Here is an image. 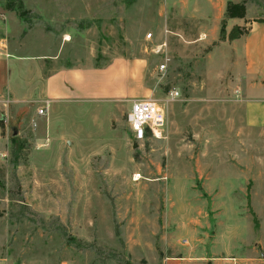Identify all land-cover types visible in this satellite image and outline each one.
Returning <instances> with one entry per match:
<instances>
[{
	"label": "rangeland",
	"instance_id": "374dc122",
	"mask_svg": "<svg viewBox=\"0 0 264 264\" xmlns=\"http://www.w3.org/2000/svg\"><path fill=\"white\" fill-rule=\"evenodd\" d=\"M216 1L0 0L9 57L42 59L45 74L137 60L143 99L164 109L140 145L124 102L107 122L73 108L80 131L49 141L38 106L0 100V264H264V124L244 122L242 30L226 33ZM245 7L264 27V0Z\"/></svg>",
	"mask_w": 264,
	"mask_h": 264
},
{
	"label": "crops",
	"instance_id": "0c3cea01",
	"mask_svg": "<svg viewBox=\"0 0 264 264\" xmlns=\"http://www.w3.org/2000/svg\"><path fill=\"white\" fill-rule=\"evenodd\" d=\"M242 1L217 0L216 17L225 22L227 34L235 28L242 30V36L234 45L237 61L231 74L239 81L238 97L244 122L249 127H259L264 124V85L256 83L255 79L264 78V27L245 23L247 12L243 19H228L225 15L228 3ZM245 26L250 27L246 35ZM1 54L0 100L15 108L24 105L44 108L45 115L39 116L36 112L33 123L39 128V135L49 141L66 139L67 136L72 138L74 131H80L81 127L68 126L69 118H73L71 124H77L75 114L71 113L73 108L79 111L90 108V118L94 121L103 109L107 122V117L115 114V103H126L127 114L132 101L143 99V64L137 60L126 62L119 59L104 67L74 66L45 74L43 68L46 64L42 59ZM179 264L205 262L184 258ZM211 264L232 263L215 260Z\"/></svg>",
	"mask_w": 264,
	"mask_h": 264
},
{
	"label": "built area",
	"instance_id": "2783aa9c",
	"mask_svg": "<svg viewBox=\"0 0 264 264\" xmlns=\"http://www.w3.org/2000/svg\"><path fill=\"white\" fill-rule=\"evenodd\" d=\"M151 34L147 35V39ZM6 54L0 45V54ZM1 54V55H2ZM165 63L158 67V72L165 71ZM178 97L177 92H170L169 99L175 100ZM39 116L45 115V109L37 110ZM164 122V109L153 99L134 100L130 104V109L125 116V123L131 139L134 143L140 145L149 138H158L161 135V128Z\"/></svg>",
	"mask_w": 264,
	"mask_h": 264
},
{
	"label": "trees",
	"instance_id": "16d2710c",
	"mask_svg": "<svg viewBox=\"0 0 264 264\" xmlns=\"http://www.w3.org/2000/svg\"><path fill=\"white\" fill-rule=\"evenodd\" d=\"M226 18L228 19H243L246 15V7L244 0L240 3H228L226 7ZM240 34V30L235 28L231 31L230 35Z\"/></svg>",
	"mask_w": 264,
	"mask_h": 264
},
{
	"label": "water",
	"instance_id": "95a60500",
	"mask_svg": "<svg viewBox=\"0 0 264 264\" xmlns=\"http://www.w3.org/2000/svg\"><path fill=\"white\" fill-rule=\"evenodd\" d=\"M13 136H16L17 135V131L15 129H13Z\"/></svg>",
	"mask_w": 264,
	"mask_h": 264
},
{
	"label": "bare ground",
	"instance_id": "6f19581e",
	"mask_svg": "<svg viewBox=\"0 0 264 264\" xmlns=\"http://www.w3.org/2000/svg\"><path fill=\"white\" fill-rule=\"evenodd\" d=\"M139 177V176H138Z\"/></svg>",
	"mask_w": 264,
	"mask_h": 264
}]
</instances>
